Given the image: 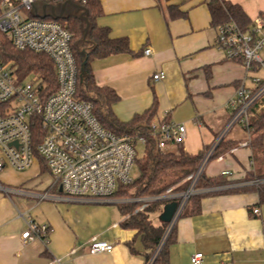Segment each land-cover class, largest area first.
Masks as SVG:
<instances>
[{"label": "crops", "instance_id": "0c3cea01", "mask_svg": "<svg viewBox=\"0 0 264 264\" xmlns=\"http://www.w3.org/2000/svg\"><path fill=\"white\" fill-rule=\"evenodd\" d=\"M65 1V7L58 2L48 5L47 11L77 14L84 20L83 5ZM100 1L103 13L97 22L109 26L113 36L128 37L132 48L91 62L96 82L111 86L120 96L113 105L116 115L130 120L156 98V117L166 114L168 120L185 123L183 146L189 153L213 144L231 118L229 100L246 70L215 45L217 27L211 24L209 0ZM229 1L240 4L252 23L264 14V0ZM170 4L179 5L186 15L172 17ZM146 47L152 48L150 55L144 53ZM157 71L165 74L160 80L153 78ZM259 72L254 74L264 77V71ZM246 82L251 84V78ZM257 103V109L264 106V95ZM223 138L236 145L209 160L204 172L210 177L223 175L230 183L203 188L211 193L201 199V210L177 219L169 264H191L195 252L203 253L202 264H264V204H259L258 193L220 191L261 182L246 178L255 165L250 143L245 144L249 134L238 121ZM175 148L171 144L168 150ZM5 170L25 174L12 180ZM44 171L51 179L46 187L39 179ZM0 182L8 188L0 189V264H145L142 242L136 240L134 250L129 244L136 230L122 225L127 215L120 198L90 202L68 198L39 160L23 171L5 167ZM44 192L50 197L37 195ZM28 216L49 224L46 240H23ZM95 239L115 246L109 252L90 253L88 245Z\"/></svg>", "mask_w": 264, "mask_h": 264}, {"label": "built area", "instance_id": "2783aa9c", "mask_svg": "<svg viewBox=\"0 0 264 264\" xmlns=\"http://www.w3.org/2000/svg\"><path fill=\"white\" fill-rule=\"evenodd\" d=\"M65 0H0V31L5 33L19 49L43 52L55 64L57 88L46 95L41 77L30 73L23 78L10 62H5L0 52V172L7 166L23 171L36 158L44 159L53 175L55 184L62 187L66 197L75 200L112 201L118 183L133 180L131 170L136 160V144L146 142L141 133L118 134L106 127L94 112L93 103L77 96L78 66L72 49V32L60 21L43 16L50 4ZM84 5L87 0H76ZM39 14V15H36ZM215 45L225 52L228 59L243 64L246 76L229 100L233 109L231 118L213 144L205 151L201 164L189 175L190 184L184 191L172 189L152 197L123 198L121 201H140L138 209L146 208L152 200L177 201V207L165 233L145 264H155L167 236L187 206L189 197L199 192L196 183L210 160L218 142L226 131L240 122L251 139V108L264 95V77L254 72L264 71V14L244 30L234 20L217 26ZM146 55L151 47L144 49ZM165 76L157 71L153 78ZM251 78V84L246 81ZM40 131L34 133V127ZM149 134L157 140L160 149L171 144H183L186 138L184 122L168 120L167 115L155 117L149 124ZM226 173V172H225ZM261 180V179H260ZM263 181V180H261ZM0 189H8L0 182ZM41 198L48 192L37 193ZM259 213V208L253 209ZM27 227L23 240H46L49 224L26 218ZM115 244L95 239L88 245L90 253L109 252ZM203 253L195 252L191 264H202Z\"/></svg>", "mask_w": 264, "mask_h": 264}, {"label": "trees", "instance_id": "16d2710c", "mask_svg": "<svg viewBox=\"0 0 264 264\" xmlns=\"http://www.w3.org/2000/svg\"><path fill=\"white\" fill-rule=\"evenodd\" d=\"M86 9L85 17L89 22L88 31H85L86 22L77 14L61 17L46 15L60 21L72 32V49L78 66V81L76 94L79 98L93 103L94 112L100 121L118 134L141 133L146 135L144 155L136 156L135 162L139 167V174L129 183H118L113 193L115 198L152 197L163 194L169 189L175 192L184 191L189 187V175L197 170L204 157L205 147L202 151L189 153L183 144H177L175 149L165 150L157 146V140L149 134L148 127L156 117L157 99L142 113L134 115L130 120L122 121L113 110V105L120 96L109 85H100L96 82L91 62L95 59L109 56L119 52H131L129 38L126 36H113L109 26L100 25L98 17L103 13L100 0H87L83 5ZM208 7L211 15V24L217 27L228 20L236 21L244 29H250L251 18L238 4L229 0H209ZM169 14L172 17L185 16L186 12L179 5L170 4ZM0 52L5 62H10L14 68L25 78L30 73H38L41 77L43 90L46 95L53 93L57 88L56 69L53 59L43 52L19 49L10 38L0 31ZM256 103L252 106L250 115L251 140L250 147L254 158V169L247 174V179H262L258 184L244 185L239 188H228L220 191H255L259 196V204H264V106L257 109ZM0 105V111L3 108ZM251 109V110H252ZM40 131V125L34 127V133ZM236 145L234 141L222 138L216 145L210 158L215 159L232 150ZM42 166L48 169L44 159L38 157ZM230 183L223 175L207 176L203 171L196 187L199 192L189 197L187 206L181 215L197 213L201 210V199L211 191H202L209 188ZM165 201L155 199L144 209H138L140 201H127L119 204L121 210L127 215L122 225L136 230L134 238L129 242L133 244L140 240L145 248V263L149 260L154 249L159 245L168 222L161 221L156 224L151 214L160 212ZM252 208V212H253ZM176 239V224L167 236L155 264H169V244Z\"/></svg>", "mask_w": 264, "mask_h": 264}, {"label": "rangeland", "instance_id": "374dc122", "mask_svg": "<svg viewBox=\"0 0 264 264\" xmlns=\"http://www.w3.org/2000/svg\"><path fill=\"white\" fill-rule=\"evenodd\" d=\"M261 54L264 58V50L261 51ZM259 73H262V69H260V72ZM136 150H137V156H143L144 155V144L142 143H137L136 144ZM168 150V148H167ZM7 178L9 179H16L19 177L20 174H25V173H22V172H17V171H14V172H8L5 170V172L3 173ZM139 174V167H138V164L135 162L134 165H133V168L131 170V176L134 178L136 177L137 175ZM43 182L42 186L46 187L47 185H49L51 183V179H50V174L47 172V171H44L43 174L40 176V178ZM165 203H163V206H164ZM159 214H157V212L155 213H152L151 214V217L153 219V221L155 223H160V219H159Z\"/></svg>", "mask_w": 264, "mask_h": 264}, {"label": "water", "instance_id": "95a60500", "mask_svg": "<svg viewBox=\"0 0 264 264\" xmlns=\"http://www.w3.org/2000/svg\"><path fill=\"white\" fill-rule=\"evenodd\" d=\"M67 4V2H63L62 6L65 7ZM84 9V15H83V18L86 22V28H85V31L87 32L88 31V28H89V22L87 20V18L85 17V13H86V9L83 7ZM36 15H39L36 13ZM46 15H52L54 17H61V16H65L63 12H60V13H56L55 11H53L52 13H49V12H46L43 16H46ZM62 189V187H61ZM176 207H177V201L176 200H171V201H168L164 204L163 206V209L160 213V220L163 221V222H170V220L172 219L173 215H174V212L176 210Z\"/></svg>", "mask_w": 264, "mask_h": 264}]
</instances>
